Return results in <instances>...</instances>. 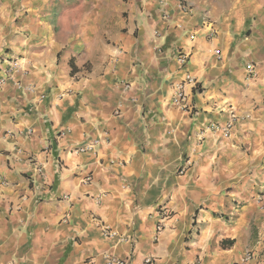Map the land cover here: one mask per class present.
<instances>
[{"label": "crops", "instance_id": "crops-1", "mask_svg": "<svg viewBox=\"0 0 264 264\" xmlns=\"http://www.w3.org/2000/svg\"><path fill=\"white\" fill-rule=\"evenodd\" d=\"M247 252L264 264L262 0H0V264Z\"/></svg>", "mask_w": 264, "mask_h": 264}, {"label": "built area", "instance_id": "built-area-1", "mask_svg": "<svg viewBox=\"0 0 264 264\" xmlns=\"http://www.w3.org/2000/svg\"><path fill=\"white\" fill-rule=\"evenodd\" d=\"M162 2H163V0H161V3ZM179 6H180V9L183 13H188L191 10V8L185 3H181V4H179ZM215 54L219 55V52L216 51ZM178 61L181 64H184L186 61V57L182 56V57H180V59ZM12 66L16 67L17 64L13 63ZM247 69L249 70V72L251 74L254 71V67L251 64L247 65ZM185 82L187 84L192 85L193 88H197V85H196L195 80L193 78L187 76L185 79ZM184 86H185V83L176 86L175 91H174V95L172 97V104L175 107H177L183 111H189V109L191 108V105L187 101V96H186L185 91H184ZM236 119H237V117L234 114H231V123H234ZM230 127H231V124H228L226 127L222 128L221 131L224 134H226L228 132V130L230 129ZM28 133H30V131H28ZM189 165H190L189 162L185 161L183 167L180 170V173L183 172L187 167H189ZM87 180H89V179H87ZM161 229H162V227H160V226L157 227L155 239L157 238V234H159L162 231ZM102 232H103V235L105 237H111L112 236V233L107 228L102 227ZM103 256H104V260H105L106 264H129L128 260L119 259V258H117L111 254H108V253L104 254ZM253 257L254 256H253L252 252H247L245 254V256L243 257V259L241 260V262L238 264H246L247 262L251 261L253 259ZM142 264H153V261L150 258H145L142 261ZM193 264H198V262H194Z\"/></svg>", "mask_w": 264, "mask_h": 264}, {"label": "clouds", "instance_id": "clouds-1", "mask_svg": "<svg viewBox=\"0 0 264 264\" xmlns=\"http://www.w3.org/2000/svg\"><path fill=\"white\" fill-rule=\"evenodd\" d=\"M262 4H264V0H262Z\"/></svg>", "mask_w": 264, "mask_h": 264}, {"label": "rangeland", "instance_id": "rangeland-1", "mask_svg": "<svg viewBox=\"0 0 264 264\" xmlns=\"http://www.w3.org/2000/svg\"><path fill=\"white\" fill-rule=\"evenodd\" d=\"M64 16V15H63ZM63 20H64V18H63Z\"/></svg>", "mask_w": 264, "mask_h": 264}]
</instances>
